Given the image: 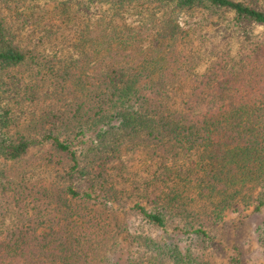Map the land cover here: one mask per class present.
<instances>
[{
	"label": "trees",
	"instance_id": "obj_1",
	"mask_svg": "<svg viewBox=\"0 0 264 264\" xmlns=\"http://www.w3.org/2000/svg\"><path fill=\"white\" fill-rule=\"evenodd\" d=\"M109 3L117 15L132 0ZM142 8L137 26L108 21L82 34L76 58L19 47L0 11V76L16 70L34 80L30 98L45 108L28 127L43 128L34 138L12 131L10 109L0 106V264H213L212 236L189 215L180 189L196 193L215 221L251 204L263 212L264 36L247 33L234 54L216 51L200 75L201 59L180 43L192 34L183 13L219 8L264 27V11L238 0H155ZM147 40L154 45L143 49ZM42 143L45 162L97 188L31 182L1 166ZM141 147L169 176L162 203L131 205L156 236L131 232L109 211L119 189L107 187L105 167L124 148ZM256 230L264 246V219ZM227 261L242 264L239 254Z\"/></svg>",
	"mask_w": 264,
	"mask_h": 264
},
{
	"label": "rangeland",
	"instance_id": "obj_2",
	"mask_svg": "<svg viewBox=\"0 0 264 264\" xmlns=\"http://www.w3.org/2000/svg\"><path fill=\"white\" fill-rule=\"evenodd\" d=\"M109 1L0 0V11L13 29L15 43L19 47L56 58H76L82 49V34L98 31L104 26L108 28L111 26L105 24L108 21L115 25L137 26L146 13L142 6L147 1L155 0H132L130 7L121 9L117 15ZM238 1L264 11V0ZM181 19L189 24L192 34L180 43V48L186 54L201 59L200 65L195 69L199 75L204 72L216 51L229 49L234 54L247 33L256 37L264 36L262 25L247 19L239 20L234 12L224 9H196L181 14ZM152 45L154 41L147 40L141 46L144 49ZM33 84L34 80L16 70L4 72L0 76V106L10 109V115L14 119L12 131L41 138L43 128L38 126L28 129L31 124H35L32 119L39 117L45 110L44 104L30 98ZM46 146L47 143L33 145L23 158L1 161V166L31 182L73 183L79 190L89 191L97 188H93L92 179L79 174L69 175L66 170L45 162ZM105 168V179L110 181L106 183L107 187L113 183L119 189L112 209L107 208L117 216L118 219L114 222L126 223L133 233L139 231L144 235L156 236L158 230L141 219L131 205L141 201L151 207L156 201H160L158 197L163 196V180L169 177L164 174L167 168L142 147L133 150L124 148L120 157L111 159ZM176 181L177 178L174 177L169 180L170 183ZM180 192V199L191 206L189 215L199 220L212 236L207 255L213 264H228V257L232 253L240 255L242 264H264V246L259 241L256 230L264 219V210L262 213L255 212L254 204L249 207L241 206L226 212L222 220L215 221L196 193L183 188ZM2 194L0 192V197Z\"/></svg>",
	"mask_w": 264,
	"mask_h": 264
}]
</instances>
